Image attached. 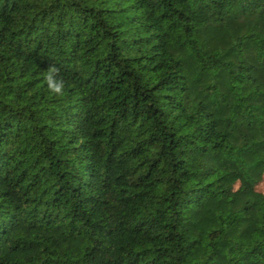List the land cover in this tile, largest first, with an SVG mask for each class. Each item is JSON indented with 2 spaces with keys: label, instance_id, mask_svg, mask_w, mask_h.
Segmentation results:
<instances>
[{
  "label": "trees",
  "instance_id": "1",
  "mask_svg": "<svg viewBox=\"0 0 264 264\" xmlns=\"http://www.w3.org/2000/svg\"><path fill=\"white\" fill-rule=\"evenodd\" d=\"M263 179L264 0H0V264H264Z\"/></svg>",
  "mask_w": 264,
  "mask_h": 264
},
{
  "label": "rangeland",
  "instance_id": "2",
  "mask_svg": "<svg viewBox=\"0 0 264 264\" xmlns=\"http://www.w3.org/2000/svg\"><path fill=\"white\" fill-rule=\"evenodd\" d=\"M259 189L262 190L264 192V179L261 182V184L259 185Z\"/></svg>",
  "mask_w": 264,
  "mask_h": 264
},
{
  "label": "clouds",
  "instance_id": "3",
  "mask_svg": "<svg viewBox=\"0 0 264 264\" xmlns=\"http://www.w3.org/2000/svg\"><path fill=\"white\" fill-rule=\"evenodd\" d=\"M57 92H59L60 90L59 89H56Z\"/></svg>",
  "mask_w": 264,
  "mask_h": 264
}]
</instances>
